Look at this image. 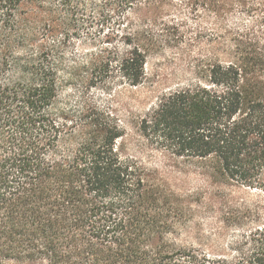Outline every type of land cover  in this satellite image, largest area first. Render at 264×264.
Masks as SVG:
<instances>
[{"label":"trees","instance_id":"obj_1","mask_svg":"<svg viewBox=\"0 0 264 264\" xmlns=\"http://www.w3.org/2000/svg\"><path fill=\"white\" fill-rule=\"evenodd\" d=\"M81 40L88 88L165 48L189 79L61 108ZM0 264H264V0H0Z\"/></svg>","mask_w":264,"mask_h":264},{"label":"rangeland","instance_id":"obj_2","mask_svg":"<svg viewBox=\"0 0 264 264\" xmlns=\"http://www.w3.org/2000/svg\"><path fill=\"white\" fill-rule=\"evenodd\" d=\"M84 39V38H83ZM95 46L87 40L76 42L70 46L63 57L59 78L61 82L60 107L75 109L84 102L92 103L106 111L117 115L120 119H137L152 106L160 92L175 87L189 79V73L177 53L165 48L150 55L145 65L146 77L138 87L128 86L115 78L106 83H97L95 87L88 88L86 69L88 58ZM123 52V47H118ZM96 83V82H95ZM91 85V84H90ZM190 185H195L190 180ZM246 205H252L261 199L254 196L235 194Z\"/></svg>","mask_w":264,"mask_h":264}]
</instances>
